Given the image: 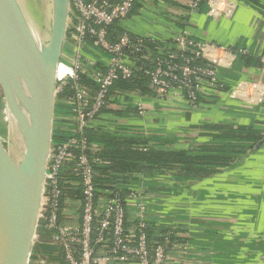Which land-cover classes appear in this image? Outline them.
<instances>
[{
	"label": "crops",
	"instance_id": "crops-1",
	"mask_svg": "<svg viewBox=\"0 0 264 264\" xmlns=\"http://www.w3.org/2000/svg\"><path fill=\"white\" fill-rule=\"evenodd\" d=\"M239 1L243 5L238 4L229 18L213 19L204 5L189 13L185 28L198 41L245 50L251 58L236 56L229 67L219 68L221 89H202L196 107L178 94L164 100L124 90L106 105L88 131L89 136L132 138V149L137 152L153 148L188 156L202 150L234 153L226 166H197L195 172L147 162H135L133 169L120 171L112 162L110 180L118 177V186L125 191H143V219L153 231L174 226L186 231L191 249L171 252L165 264H264V65L257 61L264 55V0ZM188 2L156 0L152 9L139 4L117 27L141 37L171 41L181 30L166 14L184 13ZM73 47L64 43L61 61L69 60ZM103 59L99 64L105 65V54ZM138 104L142 116L137 114ZM228 137L232 140L226 144ZM127 209L132 216L138 212L133 202ZM65 224L77 222L66 220ZM41 242L45 244L43 238ZM37 251L45 250L39 247Z\"/></svg>",
	"mask_w": 264,
	"mask_h": 264
},
{
	"label": "built area",
	"instance_id": "built-area-1",
	"mask_svg": "<svg viewBox=\"0 0 264 264\" xmlns=\"http://www.w3.org/2000/svg\"><path fill=\"white\" fill-rule=\"evenodd\" d=\"M238 1L189 0L184 13L166 14L181 31L171 41H161L128 32L116 35L114 28L139 4L152 9L156 0H70L65 42L74 46L73 55L60 61L55 85V102L69 109L53 118V132L65 140L51 143L36 223L39 238L45 243L48 238L56 249L31 252L27 264H165L171 252L191 249L180 226L152 230L143 219V191H125L118 177L110 180V160L87 135L106 105L124 92L115 85L131 82L137 74L147 79V94L138 89L129 93L164 100L178 94L191 107L198 106L202 89H221L219 68L229 67L246 51L198 41L185 28L189 13H196L201 2L217 19L231 17ZM259 62L264 65V55ZM136 111L144 114L141 104ZM131 202L138 209L134 216L127 209Z\"/></svg>",
	"mask_w": 264,
	"mask_h": 264
},
{
	"label": "water",
	"instance_id": "water-1",
	"mask_svg": "<svg viewBox=\"0 0 264 264\" xmlns=\"http://www.w3.org/2000/svg\"><path fill=\"white\" fill-rule=\"evenodd\" d=\"M42 1L43 10L37 6L35 14L40 44L38 58L14 0H0V49L9 65V73L0 74V80L9 109V131L16 140L14 157L9 164L11 194L0 236V264H27L52 143L56 72L65 43L70 0ZM20 148L16 168L15 157Z\"/></svg>",
	"mask_w": 264,
	"mask_h": 264
},
{
	"label": "trees",
	"instance_id": "trees-1",
	"mask_svg": "<svg viewBox=\"0 0 264 264\" xmlns=\"http://www.w3.org/2000/svg\"><path fill=\"white\" fill-rule=\"evenodd\" d=\"M205 3L201 2L199 5V9H201ZM180 28H184V26H179ZM116 35H120L123 32L117 27L114 26ZM234 52H238V49H233ZM239 58L251 60L248 55H238ZM258 63L259 60L257 59ZM63 67V66H61ZM82 82L91 88L95 89V84L86 78H82ZM147 79L141 75L137 74L135 78L131 82H118L115 87L120 90H125L127 92L135 91L136 89L140 90L142 94H147ZM68 107L65 105L57 104L55 107L56 115H66L68 112ZM251 131V130H248ZM88 140L93 143L101 144L103 147L101 151V156L109 159L111 162V166L109 170L114 169L124 170L128 168H132L135 166V162H147L148 164L152 163V166H162L168 167L169 169L180 170L181 167H185V171L195 172L197 166H210V167H223L229 164L230 155L234 154L229 152L227 149H220L217 152L215 151H197L192 156H188L186 152H171L166 150H157L153 149L149 152H137L132 149L131 142L132 138L126 139L117 136H106V135H93L89 136ZM136 136V135H135ZM142 138V135H137V139ZM231 138V139H229ZM253 139V137H245L241 139ZM224 143L227 144L229 140H232V137L224 138ZM229 139V140H228ZM65 140V136L62 133L53 132L52 143L56 144L58 142H62ZM154 140L159 141L154 137ZM252 140V141H253ZM227 141V142H226ZM131 146V148H130ZM227 148V147H226ZM114 164H113V163ZM113 164V167H112ZM133 169V168H132ZM108 171V170H102ZM199 172V171H198ZM201 172V171H200Z\"/></svg>",
	"mask_w": 264,
	"mask_h": 264
},
{
	"label": "bare ground",
	"instance_id": "bare-ground-1",
	"mask_svg": "<svg viewBox=\"0 0 264 264\" xmlns=\"http://www.w3.org/2000/svg\"><path fill=\"white\" fill-rule=\"evenodd\" d=\"M14 2H15L19 17L21 18V21L24 25V28L26 30V33L32 45L33 51L39 58L40 44L38 41V33H37L38 31L35 28V20L37 18L35 17V14L37 12V1L36 0H14ZM5 73H9V65H8V61L6 60V58L4 57L0 49V74H5ZM7 95H8V92H7ZM8 106L10 108L12 107L9 99H8ZM8 144L10 145L9 150L11 152V155L9 157V162H8L7 169L5 172L6 177L3 181V185L0 190V236L5 227L7 211H8V206L10 202L11 183H10L9 164L13 160L14 152L16 148V140H14L11 133H10V136L8 137Z\"/></svg>",
	"mask_w": 264,
	"mask_h": 264
},
{
	"label": "rangeland",
	"instance_id": "rangeland-1",
	"mask_svg": "<svg viewBox=\"0 0 264 264\" xmlns=\"http://www.w3.org/2000/svg\"><path fill=\"white\" fill-rule=\"evenodd\" d=\"M36 1H37V6H40L41 9L43 10L45 3L42 0H36ZM241 3L242 2L239 1V4H241ZM241 5H243V4H241ZM240 7H243V6H240ZM56 105H55V107H56ZM55 116H57V115L55 114V108H54V117ZM9 136H10L9 109L7 107V98H6L4 84L0 80V185H1V182L3 179L5 167H6L7 162H8V157H10L9 156L10 150L8 149V137ZM20 151H21V148L19 150H17V154L15 157L16 168L18 166L19 159L21 157ZM10 155H11V152H10ZM6 169H7V167H6ZM5 177H6V175L4 176V179H5ZM36 230H37V228H36ZM37 234H38V232L36 231V235ZM44 239H46L45 236H44ZM39 240H41V239L34 238L33 247H32V251H31L32 253H34V254L37 253L38 252L37 250L39 249V247H41L42 249L45 250L43 252H48V251L53 252L56 249L55 246H51V245L47 244V242L49 241L48 238L46 239V243L44 245L42 244V242L39 244ZM36 259H38V257H34V260H36Z\"/></svg>",
	"mask_w": 264,
	"mask_h": 264
}]
</instances>
